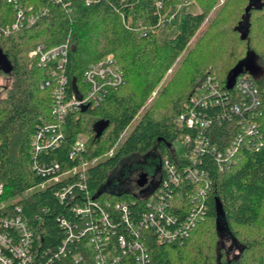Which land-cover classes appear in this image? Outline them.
<instances>
[{"label":"trees","instance_id":"obj_1","mask_svg":"<svg viewBox=\"0 0 264 264\" xmlns=\"http://www.w3.org/2000/svg\"><path fill=\"white\" fill-rule=\"evenodd\" d=\"M70 1L67 7L53 0H23L37 10L47 9L48 13L32 27L0 38V59L5 65L0 76L16 78L8 96L0 98V182L5 184L6 198L21 204L24 216L34 222L43 236V246L51 247L63 236L56 217L65 213L68 205L55 198L54 192L60 185L47 184L40 189L43 180L32 170V138L41 120L51 119L53 104L51 89L41 88L49 72L38 67L37 59L30 56L38 47L49 50L69 42L66 72L70 90L82 84L83 73L91 64L108 55L116 58L125 74V84L98 107L67 118L66 140L49 155L62 164L63 170L80 161L88 162L86 176L91 196L102 202H135L134 208L144 204L141 192L130 189L133 183L121 180L123 164L152 153L158 154L161 163L165 157L177 160L173 143L184 140L188 134L193 136L194 131L176 121L196 86L210 75L223 89L228 88L230 77L240 67V75L252 78L260 92L258 120L264 134V74H256L264 56V40H256L258 36L264 39V0H248L232 29L238 38L236 47H228L225 40L217 44L214 38L200 42L122 142L218 0H95L89 6L80 0ZM192 1L198 2L201 11L182 12L174 24L176 35L161 42L158 33L162 21L171 15L170 9ZM256 14L261 17V25L254 24ZM0 17L4 21L12 19V6L6 0H0ZM209 44L215 49H207ZM208 63L213 66L210 71L205 69ZM162 105L166 106L163 111ZM228 128L223 125L217 130L218 135L231 139ZM81 135L87 137L86 149L81 160H70L68 152ZM110 151L113 154L108 156ZM103 155L106 156L101 160ZM205 161L214 181L206 199L205 219L182 246L161 244L151 237V264H264V240L242 232L257 224L264 208V145L244 153L236 166L224 172H218L209 158ZM113 175H121V181L119 186L114 184L118 190L110 191L105 187L110 185ZM173 192L175 209L180 203L189 205L184 190ZM225 234L237 246L238 253L233 256L223 245ZM256 246L259 248L255 249Z\"/></svg>","mask_w":264,"mask_h":264},{"label":"built area","instance_id":"obj_2","mask_svg":"<svg viewBox=\"0 0 264 264\" xmlns=\"http://www.w3.org/2000/svg\"><path fill=\"white\" fill-rule=\"evenodd\" d=\"M53 1L67 7L71 4L70 0ZM80 1L89 6L95 0ZM6 2L12 6V19L4 21L0 17V38L32 27L48 13L23 0ZM170 17L161 26L170 22ZM69 47L67 41L49 50L40 46L30 54L37 59L38 67L48 70L49 78L41 88L51 89L53 95L51 119H42L32 138V170L43 180L40 189L47 184L60 185L55 198L68 205L67 211L56 217L63 236L55 247L43 246V236L34 222L24 216L21 204L6 198L5 184L0 182V264H151V237L161 244L182 246L205 219L206 199L214 187L206 158L212 160L218 172H224L236 166L244 153L264 145L258 120L259 89L247 74L238 76L232 90L223 89L215 77L204 79L176 121L194 131L193 136L188 134L184 139L187 154L178 155L176 161L163 159L158 187L151 193H141L144 204L139 208H134L135 202H102L91 196L86 176L88 162L80 161L63 170L62 164L49 155L66 140L67 118L98 107L125 84V74L116 58L108 55L91 64L83 73L82 84L70 90L66 72ZM226 124L232 132L229 140L217 133ZM86 142L87 137L79 136L68 158L81 160ZM176 189L184 190L189 202L188 206L178 204V211L173 205Z\"/></svg>","mask_w":264,"mask_h":264},{"label":"rangeland","instance_id":"obj_3","mask_svg":"<svg viewBox=\"0 0 264 264\" xmlns=\"http://www.w3.org/2000/svg\"><path fill=\"white\" fill-rule=\"evenodd\" d=\"M248 4V0H218L215 7L210 12L207 20L202 25L201 29L198 31L195 38L192 40L190 46L186 50V52L179 58L175 65L166 73L163 81L158 86L157 90L153 92L151 98L147 101V103L144 105L143 110L141 113L136 117L135 122L131 126V128L125 133L123 138L121 139V142L124 140V138L130 133V131L133 129L134 125H136V122L139 120L140 116L150 107V105L157 100L156 98L162 91V89L167 85V83L173 78L175 72L183 68L185 65V60L189 55L197 49L199 46V43L204 40H210V38H214L215 43L222 42V40H225L227 42V46L236 47V41H238V38L234 33L232 32L233 27L237 24L238 20H240L242 13L244 12V7ZM172 20L170 22H167L165 26H162L160 29L158 36L161 42H164L167 38L174 37L176 35V28L175 23L178 22L179 16L182 12H191V13H199L201 11V8L196 1H192L191 3H187L186 5H177L170 9ZM168 15V17H170ZM170 17V18H171ZM254 24L261 25V17L259 14H256L254 16ZM256 40H264L263 38H258ZM235 42V43H234ZM233 44V45H232ZM243 46L246 47L245 44ZM216 47V46H215ZM213 46L211 48V44L206 45L207 49H215ZM205 69L210 71V69H213L212 63H208L205 66ZM257 75L262 76L264 74V56L261 60H259V69L256 72ZM213 77V75H210ZM209 77V76H208ZM207 77V78H208ZM16 78L12 75H2L0 76V98H6L8 96L9 91L11 88H13L15 84ZM167 106V104H166ZM166 106L162 105V111L166 109ZM82 138H85L86 136L81 135ZM173 147L176 150L177 154L179 156H184L187 154V148H186V142L185 140H175L173 143ZM114 150V149H113ZM111 153V151L109 152ZM107 153V155L109 154ZM106 155H103L101 158L104 159ZM160 158L158 154L152 153L148 156H145L143 158H138V160H134L132 163L130 161H126L123 164V169L121 172V175H113L110 179V185L108 187H105V189H108L110 191L118 190L119 188L114 187V184H120L121 180H127L129 183H133L130 187L132 191H135L139 193V187L136 184V181L139 179V174L141 172H147L151 177L155 178L158 177V171H157V165ZM120 177L122 178L120 180ZM113 184V186H112ZM243 233H247L248 235H251V237H254L255 239L258 238L259 240H264V208L262 212L260 213V219L258 220L257 224L250 229L242 230ZM245 233V234H246ZM226 239L223 240L224 247L229 251L230 256H233L238 253L237 246L235 242L228 236V234H225ZM262 242V241H260ZM259 247H255V249H258Z\"/></svg>","mask_w":264,"mask_h":264},{"label":"water","instance_id":"obj_4","mask_svg":"<svg viewBox=\"0 0 264 264\" xmlns=\"http://www.w3.org/2000/svg\"><path fill=\"white\" fill-rule=\"evenodd\" d=\"M5 65H4V62L0 59V69L4 68ZM242 73V68L240 67L238 70H235V72L233 73V76L230 77L229 79V82H228V89L229 90H232L234 85H235V82H236V79L238 78V76ZM161 161L159 160L158 162V165H157V170H160L161 168ZM148 173L147 172H142L140 175H139V179L137 180V185L138 187L140 188H144L145 185L148 183ZM115 186V185H114ZM158 187V183L156 184H152V186L146 188V189H143L141 191V193H147V192H153L156 188Z\"/></svg>","mask_w":264,"mask_h":264},{"label":"flooded vegetation","instance_id":"obj_5","mask_svg":"<svg viewBox=\"0 0 264 264\" xmlns=\"http://www.w3.org/2000/svg\"><path fill=\"white\" fill-rule=\"evenodd\" d=\"M148 156V155H147ZM158 171V177H155V178H153V177H151L150 175H148V183L145 185V187L144 188H140L139 187V192H141L143 189H146V188H148V187H150V186H152V184H156L158 181H159V179H160V177H161V168H160V170H157ZM142 173V172H141ZM140 173V174H141ZM139 174V175H140ZM136 184H137V181H136ZM138 186V185H137Z\"/></svg>","mask_w":264,"mask_h":264}]
</instances>
